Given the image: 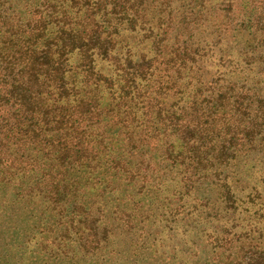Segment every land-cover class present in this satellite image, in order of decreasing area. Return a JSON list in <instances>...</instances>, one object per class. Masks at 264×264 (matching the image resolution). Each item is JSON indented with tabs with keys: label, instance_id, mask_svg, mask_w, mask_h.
Listing matches in <instances>:
<instances>
[{
	"label": "trees",
	"instance_id": "1",
	"mask_svg": "<svg viewBox=\"0 0 264 264\" xmlns=\"http://www.w3.org/2000/svg\"><path fill=\"white\" fill-rule=\"evenodd\" d=\"M209 1H0V232L43 223L23 236L19 264L31 254L76 260V245L92 258L114 237L110 221L163 249L156 210L142 202L158 201L165 180L155 153L164 170H182L169 222L182 226L184 249L172 235L174 255L198 256L202 221L212 253L230 259L240 223L261 222L258 188L239 195L235 176L251 151L264 155V6ZM206 181L215 197L201 204Z\"/></svg>",
	"mask_w": 264,
	"mask_h": 264
},
{
	"label": "rangeland",
	"instance_id": "2",
	"mask_svg": "<svg viewBox=\"0 0 264 264\" xmlns=\"http://www.w3.org/2000/svg\"><path fill=\"white\" fill-rule=\"evenodd\" d=\"M1 2L4 0H0ZM223 0H214L212 3L206 2V4H212L214 7L218 8V6L221 4ZM257 3L264 6V0H255ZM217 3V4H216ZM216 4V5H215ZM209 6V5H208ZM210 8V7H209ZM219 9V8H218ZM177 33V31H175ZM162 152V151H160ZM159 153H155L153 166L156 167L157 170L161 171L160 173L164 172L166 173L164 177V182L161 185V192L158 198V201H154L150 197H146L142 200L143 204L146 206L148 205L150 207V203L152 204L153 209L156 210V217L158 218V221L160 223V228L158 229L163 232V236L165 238V245L163 249L160 247V244L158 243L155 247L152 244L143 245L139 240H143V242H146V237L140 238V235L142 231L138 232L136 234L137 237L134 238H140L139 240H129L124 238V235L126 236V233L123 231L122 227H118L116 224H113L114 222L110 221L108 222V230H112L113 235L109 237V240L104 242L101 246L102 249L99 251L98 254H96L92 258H84L82 254V250L79 248V245H76L74 248V254L76 257V260H72L71 258H66L64 260H58V261H49L47 258H42L41 256L35 257L32 254L29 256H26V259L29 258V260H22V264H238V252L239 255L242 257L245 262H250V264L254 263L257 264V258L260 256V252L264 251V216L260 223H254L252 222L251 225L253 227L249 229L247 227L248 221L246 222H239L241 226H238L236 228L237 235H240L242 233L243 237L240 239L241 241L234 243L235 250L230 251L233 252L232 257L230 259L222 260V258L218 254H213L211 247L207 245L206 237L204 235L203 230L207 228L208 225L202 224V221H199V223L196 225L195 230L193 232L194 235L197 236V240H195L194 245L190 247L192 251L198 252V256L196 257H190V252H188L186 255H181V253H177L174 255L173 247H177L178 243L174 240H172V235H177V233H180L178 236H176V239H179L181 244L179 248L182 250L184 249L183 246V237L181 235L182 226L179 224V229H176V225L169 222L170 218V211H175L176 208H178L181 203L179 201L181 195L179 193V190L182 187V184H180V180L182 178V175L179 173L182 172L179 168H172L171 166L168 167V169L163 168L162 165L159 164V161L157 160V156ZM264 155L262 153H259L258 151H251L245 158L244 162H247V166H245L244 173L239 174L237 180L240 182L236 185L237 192H240L239 195H241V192L243 196L247 194L250 189H252L254 186L258 188L259 195H260V202L264 204V177H259L255 174L256 170H261V172H264ZM138 161V157L134 158V162ZM173 171V172H171ZM241 175V176H240ZM173 177H176V179H172ZM240 178V179H239ZM242 178V179H241ZM235 179V178H234ZM200 188V203L202 204L205 202L206 199L212 198L214 195L212 194V191L209 186V182L206 181L205 183L201 184ZM246 190V191H245ZM215 197V196H214ZM187 201V197H184V202ZM183 202V203H184ZM149 209V208H147ZM146 209V210H147ZM252 209H254L252 207ZM251 209L250 213H253ZM112 210V206L110 207V212ZM12 210L6 209L3 213V217L6 218V221H11L12 218ZM72 213V209L69 207L67 210V215L70 216ZM264 215V210H263ZM109 214V213H108ZM147 213H145L146 216ZM31 216V213L28 216H22V220L19 224L22 223L25 224V220ZM181 218V216H180ZM51 218L46 219V222H49ZM248 220V219H247ZM29 223L23 230L21 229L20 225L18 228L13 229L12 234H2L0 232V264H19V258L22 256V253H25L28 250H24V244L23 240L26 239V237H23L26 234H29L28 236L39 234L43 228V223L40 221H37L33 223V220H29ZM187 222V221H186ZM196 224V223H195ZM48 226V225H47ZM174 226V229L179 230L176 232L172 231V228ZM141 227H144V231L152 232L153 226L147 222H145ZM209 227V226H208ZM46 229V227L44 226ZM147 229V230H146ZM26 230V232L22 235L23 231ZM65 227L60 228V232L64 231ZM140 230V229H139ZM191 230V228L188 229ZM219 230V229H218ZM47 231V230H45ZM137 231V230H136ZM60 232H56L57 234H60ZM102 232V230H101ZM21 235H18L20 234ZM55 233V234H56ZM54 235V236H57ZM122 234V235H121ZM48 233H45V236H48ZM121 235V236H120ZM134 235H132L133 238ZM241 236V235H240ZM187 237V236H186ZM115 238L117 239L118 245L114 246ZM76 235L73 231H70L68 234V240L69 241H75ZM193 239V238H192ZM138 242V243H137ZM69 243V242H68ZM74 244V243H72ZM12 246L13 250L11 251V255L8 259V257L5 255V251L8 248V246ZM34 243L32 244V246ZM23 247L18 250V254H15V250L17 247ZM100 247V248H101ZM144 247V248H143ZM242 247L243 250L239 251V248ZM72 248V246H70ZM158 250V255H155L154 260H152L153 256V250ZM178 250V249H177ZM24 251V252H23ZM9 253V252H8ZM160 254L161 257H160ZM16 256V257H15ZM35 259V261L33 259ZM237 258V259H236ZM262 258L263 255H262ZM253 259V261H252ZM261 264H264V260H260Z\"/></svg>",
	"mask_w": 264,
	"mask_h": 264
}]
</instances>
